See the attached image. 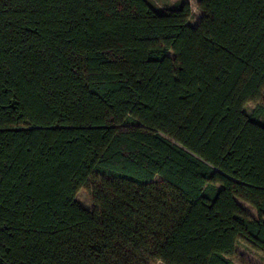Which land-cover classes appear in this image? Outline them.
Wrapping results in <instances>:
<instances>
[{"label":"trees","instance_id":"obj_1","mask_svg":"<svg viewBox=\"0 0 264 264\" xmlns=\"http://www.w3.org/2000/svg\"><path fill=\"white\" fill-rule=\"evenodd\" d=\"M198 7L0 0V264L264 257V0Z\"/></svg>","mask_w":264,"mask_h":264},{"label":"rangeland","instance_id":"obj_2","mask_svg":"<svg viewBox=\"0 0 264 264\" xmlns=\"http://www.w3.org/2000/svg\"><path fill=\"white\" fill-rule=\"evenodd\" d=\"M148 3L159 12L164 11L165 9L169 7H173L179 0H147ZM190 3L191 6V14L189 17V23L191 25H196L199 19L202 16V12L200 8L198 7V0H187ZM262 100H264V97H262ZM254 107L253 103H247L245 105V111L250 112ZM76 200L85 208L87 209H93L94 203L91 199L90 193L88 191V188L81 187L75 196ZM238 203L242 205L247 212H249L251 215L256 216V211L253 207H251L246 202L237 199ZM234 264H264V257H262L258 252L248 250L245 248L242 244H237L236 246V253L233 257ZM154 264H164L163 262L156 261Z\"/></svg>","mask_w":264,"mask_h":264}]
</instances>
